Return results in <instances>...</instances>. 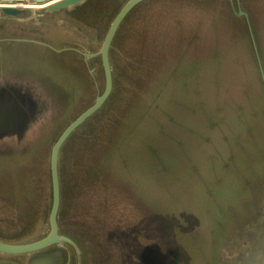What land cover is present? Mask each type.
Masks as SVG:
<instances>
[{
  "label": "water",
  "instance_id": "obj_1",
  "mask_svg": "<svg viewBox=\"0 0 264 264\" xmlns=\"http://www.w3.org/2000/svg\"><path fill=\"white\" fill-rule=\"evenodd\" d=\"M228 2L232 14L248 19L241 0ZM94 3L110 5L114 11L103 29L92 27L97 46L90 50L65 23L89 26L70 15ZM150 4L149 0H0V45L40 47L60 68L54 75L27 64L8 67L0 51V161L10 163L13 167L9 170L22 173L46 152L44 164L50 179L41 214L47 231L33 239H25L26 228L4 235L1 254L25 255V264H201L195 251L187 250L194 247L205 228L212 237L222 233L217 264H264V140L247 145L253 152L244 155L231 147L235 141L241 148L248 143L243 125H236V120L264 117V32L262 38H256L251 30L230 60L206 55L202 62L197 55L180 53L179 57L166 56L161 67H156L157 62L151 67L153 51L145 44L146 38L155 33L157 37L150 43H157L161 35L173 31L156 33L158 27L149 24L150 10L141 8ZM33 6H39L36 11L44 20L59 13L66 22L32 25L21 20L20 16L34 11ZM133 14L135 26L124 38L122 28ZM139 21L145 24L140 26ZM55 30H61L65 38L47 37ZM123 38L132 42L120 54ZM141 41L145 50L138 48ZM120 91L122 105L113 109L112 121H96ZM131 94H141V106L128 112L129 105L118 116ZM92 124L88 134L111 132L112 136L97 162L83 166L79 150L72 151L67 160L65 149L70 140L85 136ZM220 125H227L228 130ZM141 133L147 139L136 147L135 136ZM190 140H206L212 148L204 154L210 161L208 174L203 167V174L196 171L199 161L180 151ZM177 152L185 154L179 157L183 159L181 167L185 165L190 171L175 170ZM231 167V172L225 171ZM186 172L196 178L186 176ZM113 174L121 184L112 179ZM148 177L157 181L159 189L160 182L166 188V200L156 205L158 209L143 212L144 206L134 198L139 190H145L143 183ZM191 184L203 185L204 197L211 203V219L204 218L195 202L187 203L185 191ZM92 186L102 187L109 202L113 194L120 196L119 200L129 205L125 212L133 207L136 211L132 213L143 214L141 221H136V216L118 228L112 224L113 211L102 219L104 224L85 219L94 212L86 211L79 201ZM75 190L77 203L70 220L74 226L82 225L85 239L75 228L66 227L67 201L75 202ZM146 217L154 220L146 221ZM221 222L223 227L218 230ZM155 227L161 231L160 237ZM0 264L12 263L0 259Z\"/></svg>",
  "mask_w": 264,
  "mask_h": 264
},
{
  "label": "rangeland",
  "instance_id": "obj_2",
  "mask_svg": "<svg viewBox=\"0 0 264 264\" xmlns=\"http://www.w3.org/2000/svg\"><path fill=\"white\" fill-rule=\"evenodd\" d=\"M149 2H152V4L143 5L141 8L150 10V12H148V19L150 20L149 24L152 25V28L158 27L156 33L158 32L161 34L163 32L173 31L168 35H161L162 37L157 43H150L152 38L157 37L155 33L149 34V37L153 36L151 39L148 40L146 38L145 44L151 46V50L153 51V58L150 63L151 67H154L156 62L158 63L156 67L159 65L161 67L162 64L167 61L166 56L175 55V57H179L180 55L177 54L180 53L197 55L200 57L199 60L202 62L205 61L206 55H209L207 56L209 58H216V56H218V58L222 57L219 60H230L233 58L232 54H236V52L239 51V47L243 41L246 42V35L248 36L251 34V30L254 32L256 38L257 36L258 38H262L261 34L264 32V0H241V8L243 11L248 13V19L242 15L238 16L237 14H232L230 12V4L228 0H149ZM37 7L39 6H33L32 8L34 11L30 14L20 16L21 20L24 22L26 21V23L28 22V24L31 22L32 25L33 22L34 25H38L42 23V21H46L48 23L56 22L59 24L66 22L63 16L59 13L53 15L52 17H46L44 20L43 17H39L38 12L36 11ZM113 11L114 8L110 5L105 6L103 4L94 3L91 6L81 7L70 15V17L73 16L74 18L79 19L81 23L86 22L89 26L76 24V22L71 21H68L65 24H67V27L70 28L71 34L80 38L88 49L94 50L97 46V33L95 29H92V27L103 29L107 22V18ZM134 14L129 18L130 21L128 20L122 28L121 32L124 38H128L129 32L135 26V20L133 18ZM1 19L2 14L0 13V21ZM31 19L33 21H31ZM248 22L251 23V28L249 27ZM139 23L141 26L142 24H145V21H139ZM53 33L54 34L48 33L47 37H52V39L54 37L62 39L65 38L63 36L64 33H62L61 30H55ZM68 38L70 37L68 36ZM124 38L119 44L120 47H118L120 54H123L124 48L126 49V45H129L132 42L131 39L127 41ZM190 38H193L195 41H188ZM138 45L139 50L144 49L142 41L141 43L139 42ZM184 49H187L188 51H185ZM0 51L4 56L3 58L8 67H16L27 64L36 69L42 68L45 72H50L54 75H58V72L60 71V68L58 69L56 67L57 63L53 62L51 55H43L40 47L30 46L25 48L4 43L3 45H0ZM62 68L64 69V67ZM68 70L70 71V69ZM77 77L80 79L79 75ZM142 78L143 77L140 79ZM255 91L257 92V89ZM87 97L88 96L83 99V102L87 99ZM121 97L122 91L119 92V95L116 99H114L113 103H110L109 106L105 105L101 112L96 116V118L99 117L96 121L103 123L108 120L112 121V117H115L116 114V112H113V109L118 108L120 104L122 105L121 100H119ZM90 99L91 97H89L87 101ZM125 100V108L121 107L118 110V113L124 109L127 110L126 107L129 105L130 107L127 110L128 112L141 106V94H131L126 97ZM110 110H112L111 113ZM121 113H119L118 116H120ZM108 117L109 119H107ZM192 121H194V118H192ZM234 123L236 125H243L244 129L242 130H244L245 133L242 131V134L244 139H248V143L246 144V148H241V144L239 142L236 143L235 141L231 147L235 148L236 153L238 151V153L242 155L252 153L253 151L250 150L247 145L264 140V117L261 115L254 116L250 118L249 121L236 120ZM152 124L150 125L151 129L153 127ZM94 125L95 124H92L85 130V136L75 137L70 140L69 145H67L65 149L67 160L68 155H73L72 151L79 150V156H81V160L83 162L82 165L85 166L84 163H86L94 166V163L97 162L98 157L100 156V152L105 149L107 140L112 137L111 132L102 133L100 136H98L96 131L88 134ZM220 126L222 127V125ZM223 128L226 129V131L228 130L227 125H223L222 129ZM214 138L220 140L219 136H214ZM146 139L147 138L144 136V133H141V136L136 135L134 144L138 147V145L144 143ZM192 139L193 138H191V140ZM191 140L189 143L188 141H185V147L180 151L185 154H190L194 159L199 161L200 165L198 164L196 166V171L202 172L203 174V167L205 173L208 174L210 171V161L208 158H205L204 154L205 152H210L212 148L207 146L206 140ZM140 152H142V149H140ZM184 153L177 152L175 154L178 158L177 162L174 161L175 170L177 171L180 169L183 160L179 157L185 155ZM39 156L41 157L35 158L31 166L22 173L16 169L9 170L13 166L10 165V163L0 161V239H3L4 235L7 234H15L22 228H26V233L28 234L25 239H33L47 231L48 226L47 224L44 225L41 219V214L43 211V196L46 194V187H48L50 179L49 174L47 175L48 166L47 164H44L46 152H41ZM70 159H72L71 156ZM73 165L75 166V164ZM181 168H184L185 171H190V168L185 165ZM66 169H68V166ZM141 171L143 172L144 179H146L147 176L145 171ZM225 171L231 172L232 167ZM186 176L192 179L196 178L193 173L189 172H186ZM116 178L117 176L113 174L112 179L116 183L121 184L122 182ZM157 185L158 183L154 178L148 177L147 183H143L145 190L140 191L138 189V195L143 199V201L138 195L134 198V201L137 204L144 206L141 208L143 212L144 209L148 212L158 209L156 205L166 200L163 197L166 196V188L162 186L161 182L159 186L160 189ZM191 187V189L185 191L187 203L190 202V205H194L195 202L197 208H199L203 213L204 218L211 219L210 212L212 211V208L209 207L211 203L207 201L206 197H204V193L202 192L203 185L196 187L195 184H191ZM140 192H145L146 194L143 196ZM119 198L121 197L113 194V197H111V201L109 202L102 187L97 186L94 188V186H92L83 200L80 199L79 203L81 205L84 204L86 211L88 210L94 212L93 215L85 216V219L91 222L104 224L102 219H107L108 214L112 211L115 217L113 218L112 224L113 226L118 225V228H122L126 224H129L128 222H132L136 216H139L136 220L139 221L141 219L140 215L143 216V214L139 212H137V214L132 213L136 211L133 207L131 211L125 212L126 209H129V205L126 201H120ZM76 199L77 194L75 190V202L73 203L71 201H67L66 215L69 221L67 222L66 227L68 229L75 228L79 232L80 236L85 239L82 225L79 224L74 226L70 220L71 211L75 203H77ZM146 219V221L149 222L154 220L152 217H146ZM223 223L224 222H221L218 225V230L223 227ZM164 227H166V224H164ZM155 229L158 230L160 237L162 235L161 231H159L157 227H155ZM84 230L86 231L87 229L84 228ZM203 230L204 231L199 233L200 235L197 236L196 244L194 245L195 248L191 245L187 251H192V253L195 251V259L201 264H217L222 233H213L212 237L211 233L206 232L205 228ZM154 240H152V243ZM91 245H95V241L93 239L91 240ZM153 248L154 247H152V249ZM25 258V255H6L0 253V259L12 264H25ZM95 259L96 262H98L97 254Z\"/></svg>",
  "mask_w": 264,
  "mask_h": 264
}]
</instances>
